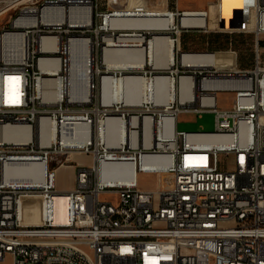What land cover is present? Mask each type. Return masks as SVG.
Instances as JSON below:
<instances>
[{"label": "built area", "instance_id": "obj_1", "mask_svg": "<svg viewBox=\"0 0 264 264\" xmlns=\"http://www.w3.org/2000/svg\"><path fill=\"white\" fill-rule=\"evenodd\" d=\"M96 1L45 0L32 9L60 4L73 10V23L14 26L31 9L25 8L0 30V127L30 129L24 142L0 140V264H264V178L254 172L264 159V70L258 68L264 28L251 31L252 70H238L236 63L233 71L196 68L183 65L192 53L180 51L179 37L207 27H183L181 20H206L208 10L179 11L175 4L156 12L173 17L164 29L106 28V12L94 22ZM257 2L260 15L264 0L263 7ZM8 34H20L25 44L5 51ZM130 35L146 43L154 36L170 41L175 51L169 67L156 68L147 59L139 69L108 68L105 51L129 49L120 38ZM162 75L175 80L171 99L154 87L151 102H103L104 79ZM187 77L193 82L181 88L180 78ZM219 93L232 96L229 108L218 107ZM204 112L214 114L213 133L176 130L179 114ZM197 135L220 142H190ZM80 155L89 163H79ZM145 157L167 164L144 166ZM106 162L117 164L130 182L104 183ZM9 163L41 169V183L5 180ZM59 168L73 171L67 192L56 190ZM139 173L155 176L156 188L140 190ZM55 198L63 203L56 205ZM24 199L35 201L24 207Z\"/></svg>", "mask_w": 264, "mask_h": 264}, {"label": "bare ground", "instance_id": "obj_2", "mask_svg": "<svg viewBox=\"0 0 264 264\" xmlns=\"http://www.w3.org/2000/svg\"><path fill=\"white\" fill-rule=\"evenodd\" d=\"M255 4V24L254 28L258 30V27L261 26L264 28V10L260 15H257L258 11V2L254 0ZM163 7V6H162ZM89 10L86 9V12ZM157 10H134L130 9L125 11L115 12L112 15H106L105 23L106 28H127V29H164L169 26L174 20L170 15H166L164 18L157 15ZM90 13V11L88 12ZM73 10L69 9L68 11L62 8L60 4H52L43 7L40 11L36 10H25L23 15L16 20L13 24L16 27L26 26V25H44V26H57L60 25L63 20L68 21V23H73ZM183 27L193 26V27H207V19L203 18H183L181 20ZM208 29V28H207ZM230 33V32H229ZM120 42L123 43V46L128 47L129 49H135L131 51L129 49L121 50H107L104 53V62L107 64V67L110 69L114 68H141L143 64H147V59H149V64L156 68L169 67L172 61V55L175 51V47L164 37L154 36L149 43H146L145 40L141 38H136L132 35L123 36L120 38ZM4 50L6 51L12 43L20 45L26 42V38L22 37L20 34L5 35L3 37ZM127 43H131L128 45ZM127 44V45H125ZM149 51V52H148ZM156 51V53H155ZM233 54V53H232ZM149 55V58H147ZM216 52L213 53H192L187 54L183 57V65L196 68H206L214 67L217 71H220L217 67L216 61ZM193 80L190 77L180 78L179 84L183 88L186 84L190 85ZM154 87H160L163 94L166 93L168 99L172 98V92H175V80L171 77H166L164 75L158 76L157 78L145 79L144 77L135 76L132 78L127 77L120 81L112 79L103 80V102L113 103L121 102L125 104H135L140 105L145 102L154 101L152 90ZM133 89V93L129 91ZM53 95H45V98L52 99ZM186 96H181L180 100L183 101ZM44 126L45 123H42ZM114 124V121H112ZM135 124V120H131V125ZM170 134V131H169ZM30 136V129L23 125L15 126H5L0 127V140L7 142H24ZM190 142L193 144H200L205 146H217L220 142V139L215 135H197L190 139ZM155 146V143H153ZM142 164L144 166H165L167 164L166 159L160 157H145L143 158ZM61 169V168H59ZM68 169V168H62ZM58 171V170H57ZM56 171V174H57ZM255 178H264V159H259V164L254 165ZM42 170L29 165L24 164H14L9 163L5 165V180L18 182L23 186L37 185L42 181ZM102 181L109 186H122L130 182L129 178L122 177L120 170L118 169L117 164L106 162L103 165L102 170ZM35 200L24 199L25 204L30 203ZM62 198H55V204H62ZM63 207V206H62ZM36 214L37 211L33 210V214ZM58 216L60 220L63 219V209L58 210ZM37 222V219H36Z\"/></svg>", "mask_w": 264, "mask_h": 264}, {"label": "rangeland", "instance_id": "obj_3", "mask_svg": "<svg viewBox=\"0 0 264 264\" xmlns=\"http://www.w3.org/2000/svg\"><path fill=\"white\" fill-rule=\"evenodd\" d=\"M45 0H0V30L6 28L16 16L25 8L39 9ZM180 2V4H179ZM263 0L259 4L263 7ZM179 5V9L184 7L194 8L197 10H208L207 28L182 34L179 37V48L181 52L191 53H213L220 52L223 54L236 56L243 69L252 70L253 67V45L255 42L254 29L255 21V4L254 0H97L94 22L99 23L105 12H119L131 9L134 10H171L174 5ZM163 6V7H162ZM28 9V10H31ZM33 11V9L31 10ZM248 22L250 25H248ZM210 28V29H209ZM221 32H218V31ZM246 31V32H242ZM233 32V33H229ZM219 34L221 36L235 37V44L210 48L206 44V38ZM189 36V37H188ZM264 42V34L258 36V42ZM258 68L264 70V48L258 46ZM222 58V57H221ZM224 62L231 63V57L225 56ZM251 63V65H250ZM239 66H237L238 68ZM241 70V67L238 68ZM232 96L230 94L219 93L217 97L218 107L227 109L231 106ZM176 130L184 133H213L215 129L214 114L204 112L200 116L182 113L177 116ZM79 158L86 159L84 156ZM86 163L88 160L86 159ZM220 167H224V158L219 157ZM137 186L142 191H152L156 188L157 179L153 175L137 174ZM58 188H71L73 177L70 169H58L56 174ZM111 199L108 196H102V200ZM5 264V263H2ZM7 264H10L9 262Z\"/></svg>", "mask_w": 264, "mask_h": 264}, {"label": "crops", "instance_id": "obj_4", "mask_svg": "<svg viewBox=\"0 0 264 264\" xmlns=\"http://www.w3.org/2000/svg\"><path fill=\"white\" fill-rule=\"evenodd\" d=\"M179 4H180V2H179ZM178 7H179V5H177V9L179 11H204V10H197V7H194V8L184 7L182 9H179ZM253 23L255 24L254 21H253ZM248 25H250L249 22H248ZM218 32H221V31H218ZM184 34H188V33H184ZM261 44H262L261 47L264 48V42L261 41ZM216 53H217V55H216L217 67H218V69L220 71L221 70H232V71L235 70V63H236L235 54L234 55L233 54L228 55V54H223V53H220V52H216ZM225 56H230L231 57V63L230 64H227V63L224 62ZM241 70H245V69L241 68ZM78 162L81 163V164H87L86 163L87 162L86 159H83V158H78ZM88 163H89V160H88ZM70 171H71V174H72V177H73V171L71 169H70ZM72 187H73V184H72L71 188H58L57 187V183H56V190L58 192H67V191L71 190Z\"/></svg>", "mask_w": 264, "mask_h": 264}, {"label": "trees", "instance_id": "obj_5", "mask_svg": "<svg viewBox=\"0 0 264 264\" xmlns=\"http://www.w3.org/2000/svg\"><path fill=\"white\" fill-rule=\"evenodd\" d=\"M220 42L223 43V46H231L233 44H235V37H231V36H221L219 34H215L213 36H209L206 38V44L210 47V48H214V47H220ZM220 45V46H219ZM261 42H258V46H261ZM237 64L239 67L241 68H245L246 66H242V64L237 61ZM251 65V63H250Z\"/></svg>", "mask_w": 264, "mask_h": 264}]
</instances>
